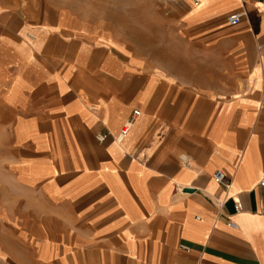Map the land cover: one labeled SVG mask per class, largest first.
Segmentation results:
<instances>
[{
    "label": "crops",
    "instance_id": "1",
    "mask_svg": "<svg viewBox=\"0 0 264 264\" xmlns=\"http://www.w3.org/2000/svg\"><path fill=\"white\" fill-rule=\"evenodd\" d=\"M263 175L264 0H0V209L32 264H264Z\"/></svg>",
    "mask_w": 264,
    "mask_h": 264
},
{
    "label": "rangeland",
    "instance_id": "2",
    "mask_svg": "<svg viewBox=\"0 0 264 264\" xmlns=\"http://www.w3.org/2000/svg\"><path fill=\"white\" fill-rule=\"evenodd\" d=\"M135 38L139 39L140 36L135 35ZM137 42L140 43L139 40ZM24 229L18 211L0 209V264H32L31 253L27 249L31 243L25 247L28 234Z\"/></svg>",
    "mask_w": 264,
    "mask_h": 264
},
{
    "label": "built area",
    "instance_id": "3",
    "mask_svg": "<svg viewBox=\"0 0 264 264\" xmlns=\"http://www.w3.org/2000/svg\"><path fill=\"white\" fill-rule=\"evenodd\" d=\"M240 15L241 14L239 12H232V13H230L228 15V17H227L229 23H231V24L237 23L240 20ZM137 113H138V109H134L133 110V114L136 115ZM130 120H128V121H126L124 123V127L121 129V132H125L126 131L128 125L130 124ZM103 137H104V135H100V138H103ZM212 175H213V178L218 183H220V184H222L224 186H227L228 185V182L226 180V176H225V173H224L223 170L216 169L213 172ZM259 184L262 185V186H264V175L259 179ZM214 201H215L216 206L219 207V208H221L223 206L225 200L223 198H215ZM241 207H242L241 202L239 200H234V209H235V211H239L241 209ZM232 223L233 222L231 220L228 221V224L229 225L230 224L232 225ZM180 247L181 248H184V249H188L189 248V246L187 244H185V243H181L180 244Z\"/></svg>",
    "mask_w": 264,
    "mask_h": 264
},
{
    "label": "water",
    "instance_id": "4",
    "mask_svg": "<svg viewBox=\"0 0 264 264\" xmlns=\"http://www.w3.org/2000/svg\"><path fill=\"white\" fill-rule=\"evenodd\" d=\"M188 189H190V188H188Z\"/></svg>",
    "mask_w": 264,
    "mask_h": 264
}]
</instances>
